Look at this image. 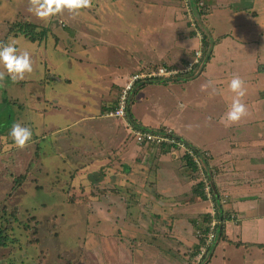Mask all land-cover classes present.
Segmentation results:
<instances>
[{"label": "rangeland", "instance_id": "374dc122", "mask_svg": "<svg viewBox=\"0 0 264 264\" xmlns=\"http://www.w3.org/2000/svg\"><path fill=\"white\" fill-rule=\"evenodd\" d=\"M197 1L90 0V6L78 13L64 10L45 21L29 12V0H0V41L16 39L21 51H29L33 67L22 80L12 81L7 75L0 80V222L9 237L7 246L0 247V264H117L120 260L115 239L132 234H119L117 213L112 209L127 206L133 210L135 204L131 194L135 186L130 182L125 189L119 187L118 171L121 174V170L105 167L104 173L97 170L103 164L111 163L110 167L114 165L112 168L116 169L121 162L128 161L132 165L134 162L123 154L122 144L118 147L109 144V140L102 145V138L98 136H104L103 121L122 126L123 143L132 145L134 141L127 126L120 121L122 119L105 116L119 91V87L107 91L109 74L118 66L121 71L133 68L128 75L144 70L138 64L141 60L132 64L128 58H149L154 54L152 50L157 55L158 45H150L156 40L166 45V39L157 38L155 34V28L160 26L176 29L174 20L160 21L166 17L165 5L174 9L173 14L185 15L186 20L178 21V27L181 25L176 29L178 34L184 29V33L190 35L189 27H193L195 36L201 41L202 49L198 52L203 53L206 47L205 55L209 56L213 43L210 33L186 24L192 12L193 20L201 21L202 25L206 20L207 15L199 17ZM152 9L154 13L147 12ZM225 9L218 12L228 13V8ZM260 9L255 3L253 10ZM215 13L209 16L211 20L219 19ZM152 16L157 19L151 23ZM259 19L247 29L257 32ZM18 20L30 21L40 30L46 27L41 40L31 41L22 34L8 33L6 24ZM123 26L129 29L126 33ZM91 40L94 45L89 44ZM177 49L172 46L164 51ZM181 53L187 55L188 51ZM145 83L141 80L134 85L130 101L135 94H141L140 87L143 89ZM108 94L110 97L104 99ZM15 123L29 127L32 138L37 136L23 149L15 147L8 135ZM77 131L80 132L78 138ZM91 162L92 165L94 162L103 164L97 165L93 172L87 171ZM203 164L205 167V162ZM183 167L187 173H192L185 161ZM145 169L148 167L139 164L131 177L150 181L153 175ZM193 177L198 174L194 173ZM212 193L217 203L219 199L214 190ZM205 199L208 200L206 195ZM220 210L221 206L218 213ZM109 217L112 218L109 220ZM201 219L195 220L194 234ZM192 251L191 248L189 254ZM210 254L211 248L206 260ZM225 254L230 257V264H242L243 259H248L244 249L231 246L226 248ZM252 257L253 254L249 259ZM134 258L139 257L135 255ZM216 264H222L221 260Z\"/></svg>", "mask_w": 264, "mask_h": 264}, {"label": "crops", "instance_id": "0c3cea01", "mask_svg": "<svg viewBox=\"0 0 264 264\" xmlns=\"http://www.w3.org/2000/svg\"><path fill=\"white\" fill-rule=\"evenodd\" d=\"M205 1L209 13L206 20H202L206 22L204 32L208 31L213 40L209 56L203 52L199 63L190 72L174 77L175 80L168 78L145 83L143 89L140 87L141 94H135L130 101L129 114L137 126L167 127L185 143L209 153L205 165L213 177L212 187L218 199H225L221 205L229 215L223 223L227 240L217 242L204 263L216 264L221 260L222 264H230V257L225 253L226 248L231 246L244 249L248 258L245 260L250 264H264V0ZM255 3L261 6L259 11L253 10ZM163 7H166L163 9L166 17L160 21L169 23L174 20L178 30L181 26L178 27V21L182 22V18L186 20L185 15L173 14L174 9L170 5ZM225 8H228V13L218 12ZM136 9L139 10L138 7ZM215 11L219 19L215 17L211 20L209 16ZM147 12L154 13V10ZM259 17V30H248L247 27ZM156 19L152 16L149 20L152 23ZM170 28H155L157 38L166 39V45L158 40L150 43L158 45L160 51L157 55L152 50L154 54L151 57L130 56L128 62L135 64L141 60L138 63L141 67L164 65L176 69H184L193 63L195 52L202 49L199 37L184 33V29L179 35L176 29ZM122 30L126 33L129 29L123 26ZM172 36L174 40H171ZM177 38L180 39L177 41ZM89 44L94 45L93 40ZM172 46H177L179 50L164 51ZM183 50L188 51L187 55L181 53ZM120 68L118 66L109 74L107 91L112 87L120 89L129 76L128 72L133 70L121 71ZM233 75L240 76L244 81L246 93L242 102L246 105L247 114L240 121L226 125L221 122V117L231 102L233 94L227 89V81ZM209 80L214 82L215 94L210 95L212 87L201 88ZM108 97L110 94L103 96L104 99ZM120 121L125 125L126 120ZM102 128L104 136H98L102 138V145L109 140V144L118 147L122 144L123 154L134 162L133 165L128 161L121 162L116 169L112 168L114 165L110 167V162L106 166L102 162H94V165L91 162L86 169L93 172L97 165L103 164L97 171L104 173V167L121 170V174L118 171L121 178L119 187L125 189L130 182L135 186L131 194L135 204L133 210L120 205L112 209L117 213L119 234H132L131 237L121 234L125 236L115 239L118 241L115 242V249L119 250L121 257L117 264L191 263L193 259L189 258V251L197 242L195 220L210 213L212 204L201 196L194 172L189 174L185 171L183 151L172 153L171 148L139 145L133 138L135 143L129 145L122 142L125 135L121 133V125L103 121ZM79 133L77 131L75 136ZM118 158L121 157L118 155ZM139 164L151 171L153 176L150 181H145L143 177H131ZM107 212L110 213V210ZM234 242L240 244L235 245ZM251 254L253 259H249ZM135 255L139 258L135 259ZM108 258V263H111ZM245 260L241 263L247 264Z\"/></svg>", "mask_w": 264, "mask_h": 264}, {"label": "built area", "instance_id": "2783aa9c", "mask_svg": "<svg viewBox=\"0 0 264 264\" xmlns=\"http://www.w3.org/2000/svg\"><path fill=\"white\" fill-rule=\"evenodd\" d=\"M200 5L201 1L200 4L198 2V6ZM188 16L189 20L192 21V18H194L193 12ZM196 34L199 35L198 32H196ZM201 56L202 52H198L197 50L195 52V59L193 63H189L185 66L184 69L170 68L168 66H158L156 68H150L148 70H140L138 72L131 73L118 92L116 107L113 110L108 111L105 116L126 119L127 109L129 108L130 103V93L132 92L135 83L141 80L146 81L147 79L156 78L160 80H165L168 78L172 79L174 77H177L179 74L190 72V70L193 69V66L199 63V59L201 58ZM126 121L125 125L127 126L131 137L137 144L144 146L164 147L167 149L171 148L172 153H175L177 150H182L183 156H187L195 164L197 169L196 174H198V181L202 183L201 190L204 196L206 195V197L212 204V210L209 213V220H199L198 226L195 229L196 238H204L203 242L199 245L197 252L192 258L193 263L191 262V264H203L206 260V253L210 248L212 250V246L217 235L216 229L219 223V207L225 202V199H219L217 203L214 202L211 175L207 171L206 165L204 167L203 164V162H205L206 158L209 156V153L205 150L197 149L185 143L183 139L179 138L171 129L167 127L145 128L137 126L129 120L127 122ZM205 227L207 228L206 231H204Z\"/></svg>", "mask_w": 264, "mask_h": 264}, {"label": "clouds", "instance_id": "9594fccd", "mask_svg": "<svg viewBox=\"0 0 264 264\" xmlns=\"http://www.w3.org/2000/svg\"><path fill=\"white\" fill-rule=\"evenodd\" d=\"M89 6L90 0H29L28 10L37 18L47 21L64 10L78 13ZM17 44L18 41L14 38L7 42L0 41V80L5 75L12 81L22 80L26 73L30 74L33 71L29 51H21ZM213 85L214 82L209 80L206 84L201 85V88L204 90L212 87L211 95L217 92ZM227 89L233 95L230 104L221 117V122L229 125L240 121L247 114L246 105L242 102L246 89L243 79L238 75H233L227 81ZM8 135L12 138L15 147L23 149L31 141L33 132L29 127L15 123Z\"/></svg>", "mask_w": 264, "mask_h": 264}, {"label": "trees", "instance_id": "16d2710c", "mask_svg": "<svg viewBox=\"0 0 264 264\" xmlns=\"http://www.w3.org/2000/svg\"><path fill=\"white\" fill-rule=\"evenodd\" d=\"M201 1V5L198 6V2ZM197 3V4H196ZM196 8L198 9V12H199V17L201 18L202 16H206L208 11L206 10L208 7H207V3L205 0H198L196 2ZM198 21V22H197ZM187 20L186 21V24L188 26H194L196 27V29H198L199 31H202L203 28H205V23H201V21L199 20ZM8 22V21H7ZM203 22V21H202ZM6 27H7V32L8 33H11L13 35H17V34H22L26 39L28 40H31V41H35V40H41L42 36L44 35L45 33V28L43 26V30H40L41 28H38L37 25H35L34 23H31L30 21H14V22H11L10 23H7L6 24ZM189 30L188 32H190V35H194L195 31H194V28L193 27H189ZM203 41H204V45L206 44L205 43V36H203ZM205 50H206V47H205ZM204 50V52H206ZM161 66H164V65H161ZM158 67V65H156L154 68ZM166 67V66H165ZM152 69L153 67H144L143 69L144 70H148V69ZM157 80H160V79H147L145 82L146 83H149V81H157ZM136 85V83H135ZM120 90V89H119ZM119 92V91H118ZM117 97H118V94L115 98V100L113 101V104H111L109 107H107V110H113L116 105H117ZM129 117H130V114H129ZM131 118V117H130ZM127 119V118H126ZM129 120V119H127ZM131 122V120H129ZM37 136H34V138L32 139H36ZM182 159L185 161L186 165L190 168L191 172H194L195 174L197 173V169H196V166L195 164L190 160V158H188L187 156H182ZM196 186L201 190L202 188V183L200 181H198L196 183ZM201 196L202 197H205L202 190H201ZM218 209V208H217ZM219 212V211H218ZM229 215V213H226L225 211H223V208H222V205H221V210H220V213H218V220H219V223H218V226H217V229H216V238H215V241L213 243V246L219 242L220 240L222 239H226L225 238V235H224V232H223V223L224 221L228 218L227 216ZM202 220L203 221H207L209 220V213H205L202 215ZM207 228L205 227L204 231H206ZM6 231L7 230H3V224H1L0 222V247L3 248L5 246H7V244L9 243V237L8 235L6 234ZM203 238L204 237H199V238H196L197 242L196 244L192 247V253L189 254V258L191 259L193 257V255H195V253L197 252V249L199 247V245L203 242ZM227 240V239H226ZM233 244L235 245H239L240 242H234ZM212 246V248H213ZM212 254V252H211ZM210 254V256H211ZM187 264H191V263H187Z\"/></svg>", "mask_w": 264, "mask_h": 264}, {"label": "water", "instance_id": "95a60500", "mask_svg": "<svg viewBox=\"0 0 264 264\" xmlns=\"http://www.w3.org/2000/svg\"><path fill=\"white\" fill-rule=\"evenodd\" d=\"M135 89V87L133 88V90ZM132 90V91H133ZM127 117H128V119L129 120H131V122L133 123V124H135V122L134 121H132V119L129 117V108L127 109ZM136 125V124H135Z\"/></svg>", "mask_w": 264, "mask_h": 264}]
</instances>
